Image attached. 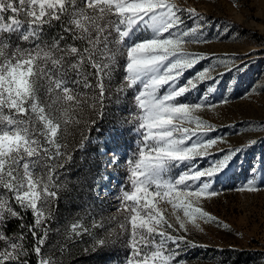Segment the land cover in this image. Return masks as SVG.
<instances>
[{
  "label": "snow or ice",
  "instance_id": "snow-or-ice-1",
  "mask_svg": "<svg viewBox=\"0 0 264 264\" xmlns=\"http://www.w3.org/2000/svg\"><path fill=\"white\" fill-rule=\"evenodd\" d=\"M217 24L176 0H0V264H223L196 234L231 231L207 204L264 135L220 148L199 115L254 55L188 50ZM101 164L124 175L95 212ZM233 190L264 192V164Z\"/></svg>",
  "mask_w": 264,
  "mask_h": 264
},
{
  "label": "rangeland",
  "instance_id": "rangeland-1",
  "mask_svg": "<svg viewBox=\"0 0 264 264\" xmlns=\"http://www.w3.org/2000/svg\"><path fill=\"white\" fill-rule=\"evenodd\" d=\"M176 2L186 7H195L202 15L210 16L213 21H220L213 30L211 44L189 45L188 50L254 53L243 73L226 76L222 84L214 85L217 92L211 99L220 103L221 96L224 95L229 99V103L199 113L201 118L218 129L213 135L224 137L226 143L219 147H239L248 138L264 135L260 133L258 127L264 122V94H261L264 92V0H176ZM237 2L240 5L239 9L234 6ZM225 23L228 27L224 31L231 35L220 42L215 33L220 31V25ZM204 67H208L207 62H204ZM196 95L194 93L193 97ZM249 122L253 125L252 128L248 127ZM108 127L109 124L105 123L104 128ZM130 140L131 135L126 136L122 143L127 145ZM121 151L125 149L121 148ZM210 162L209 159L200 163L207 166ZM261 164H264V143L242 153L233 162L231 169L225 176H221L215 185L221 195L207 204V210L216 215L221 222L227 223L231 231L216 228L214 225L208 226L207 235L196 234V239L201 243H209L212 251L207 252V255H215L216 260L223 261V264H264V192L245 195L233 190L245 182L250 168L260 169ZM100 174L110 175L112 179L110 183L106 179L96 180L95 191L102 199L96 201L97 207L93 209L95 212L100 211L101 204L106 210H112L111 204L114 202L112 194L115 193L124 175L122 168L108 166L105 169L103 164L100 165ZM259 179L258 172L257 180ZM87 203L85 197L83 200H76L75 207L79 209ZM61 211L65 216L69 214L63 205ZM192 254L193 264H196L195 257L203 258L205 250L194 249Z\"/></svg>",
  "mask_w": 264,
  "mask_h": 264
}]
</instances>
